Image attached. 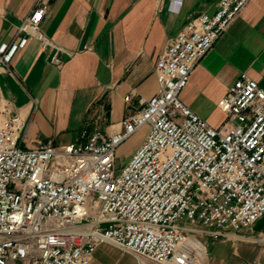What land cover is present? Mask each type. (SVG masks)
Listing matches in <instances>:
<instances>
[{
	"label": "built area",
	"instance_id": "1",
	"mask_svg": "<svg viewBox=\"0 0 264 264\" xmlns=\"http://www.w3.org/2000/svg\"><path fill=\"white\" fill-rule=\"evenodd\" d=\"M250 1L219 0L213 14L171 36L155 62L157 92L137 109L127 105L111 134L94 103L74 143L23 148L28 121L0 98V264H90L101 244L138 264H209V241L264 216V90L240 73L217 127L180 99L195 65ZM45 8L0 44V66L9 69L31 39L61 64L60 47L40 28ZM144 126L143 141L118 166L117 148ZM256 239L264 243V229Z\"/></svg>",
	"mask_w": 264,
	"mask_h": 264
},
{
	"label": "crops",
	"instance_id": "2",
	"mask_svg": "<svg viewBox=\"0 0 264 264\" xmlns=\"http://www.w3.org/2000/svg\"><path fill=\"white\" fill-rule=\"evenodd\" d=\"M219 0H0V44L17 33L21 20L45 5L40 28L61 51L36 39L21 47L9 69L0 66V98L28 121L23 148L48 141L70 145L78 139L90 107L105 111L101 129L118 131L127 105L133 109L159 87L155 62L171 36L193 17L213 14ZM264 90V0H251L195 65L180 99L211 126L224 120L222 101L240 73ZM130 95L129 103L124 97ZM142 127L116 152L122 166L143 141ZM124 154L125 158L119 159ZM264 216L251 229L208 242L209 264H264V243L256 237ZM106 244L90 264H113Z\"/></svg>",
	"mask_w": 264,
	"mask_h": 264
},
{
	"label": "rangeland",
	"instance_id": "3",
	"mask_svg": "<svg viewBox=\"0 0 264 264\" xmlns=\"http://www.w3.org/2000/svg\"><path fill=\"white\" fill-rule=\"evenodd\" d=\"M123 158H125L124 154L120 155L119 159L121 160ZM106 246L110 249V253H113V264H138L137 258L132 254L121 251L111 244H106Z\"/></svg>",
	"mask_w": 264,
	"mask_h": 264
}]
</instances>
